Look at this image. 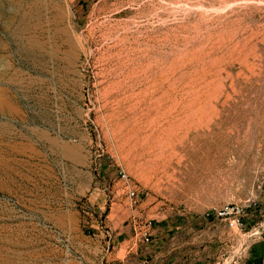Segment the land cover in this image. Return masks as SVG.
Returning a JSON list of instances; mask_svg holds the SVG:
<instances>
[{"label":"rangeland","instance_id":"obj_1","mask_svg":"<svg viewBox=\"0 0 264 264\" xmlns=\"http://www.w3.org/2000/svg\"><path fill=\"white\" fill-rule=\"evenodd\" d=\"M134 211L264 264V0H0V264H90Z\"/></svg>","mask_w":264,"mask_h":264},{"label":"crops","instance_id":"obj_2","mask_svg":"<svg viewBox=\"0 0 264 264\" xmlns=\"http://www.w3.org/2000/svg\"><path fill=\"white\" fill-rule=\"evenodd\" d=\"M118 221L119 230L89 237L91 245L83 252L94 254L90 264H182L177 261L176 238L164 224L154 223L151 242L145 243L138 232L148 220H141L134 211L131 215L122 213Z\"/></svg>","mask_w":264,"mask_h":264},{"label":"built area","instance_id":"obj_3","mask_svg":"<svg viewBox=\"0 0 264 264\" xmlns=\"http://www.w3.org/2000/svg\"><path fill=\"white\" fill-rule=\"evenodd\" d=\"M122 179L127 182V189L131 204L137 203L138 192L129 182L128 176L124 170L120 171ZM246 214V208L240 205H231L227 207L220 208L215 211L214 217L221 222H224L231 229H241L244 222V217ZM154 223L152 221H147L144 223L143 228L139 230V236L145 243L151 242V231L153 229Z\"/></svg>","mask_w":264,"mask_h":264}]
</instances>
